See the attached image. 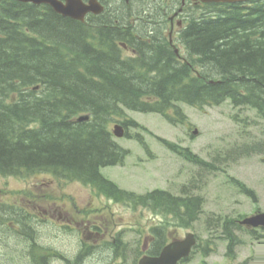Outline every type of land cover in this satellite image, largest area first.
I'll return each instance as SVG.
<instances>
[{
    "label": "trees",
    "instance_id": "obj_1",
    "mask_svg": "<svg viewBox=\"0 0 264 264\" xmlns=\"http://www.w3.org/2000/svg\"><path fill=\"white\" fill-rule=\"evenodd\" d=\"M139 25L144 31L133 46L129 25L115 14L99 23L100 31L89 32L48 7L0 1V177L49 173L115 191L99 169L125 156L107 129L121 106L180 123L184 116L177 103L203 107L229 100L264 119V0L189 17L179 36L188 57L183 62L161 25ZM124 43L135 50L133 58L122 54ZM82 114L90 119L77 122ZM125 200L170 215L183 226L201 213L199 198L163 191L125 193ZM32 216L0 203V227H19L22 240L33 241ZM231 223L222 224L226 233ZM153 233L157 248L163 246V230ZM40 249L34 240L19 264H48L51 254ZM80 252L71 259L58 257L79 264Z\"/></svg>",
    "mask_w": 264,
    "mask_h": 264
},
{
    "label": "rangeland",
    "instance_id": "obj_2",
    "mask_svg": "<svg viewBox=\"0 0 264 264\" xmlns=\"http://www.w3.org/2000/svg\"><path fill=\"white\" fill-rule=\"evenodd\" d=\"M201 11L195 10L197 14ZM155 15H163V10L158 9ZM181 19L174 20L172 37L182 60L186 54L176 27ZM164 33L169 35V31ZM124 52V56H131L129 50ZM178 107L184 117L182 123L172 125L158 114L126 110L127 119L138 127H128L129 136L115 142L129 154L121 165L103 168L101 173L139 195L154 190L179 195L178 190L186 186L187 196H197L203 203V213L190 227H182L169 215L133 208L90 186L49 173L0 177V202L30 211L35 219L33 236L53 253H64L71 259L83 243L84 253L90 252L79 264H137L142 248L150 250L154 244L150 230L160 226L167 241L182 239L188 232L197 237L196 253L183 264H264V238L256 239L258 234L250 236L233 225L227 233L222 229L224 221L234 224L264 212V153L244 154L246 146L264 143V120L252 110H236L229 101L218 106ZM236 113L247 122L235 124L232 116ZM113 121L111 131L123 119ZM193 131L197 134L192 135ZM136 139L144 143L145 150ZM162 140L177 145H166ZM231 144H237L234 153L227 152ZM11 230L0 227V264H19L27 245L18 235L19 227ZM118 234L120 242L115 240ZM48 264L67 263L51 259Z\"/></svg>",
    "mask_w": 264,
    "mask_h": 264
},
{
    "label": "water",
    "instance_id": "obj_3",
    "mask_svg": "<svg viewBox=\"0 0 264 264\" xmlns=\"http://www.w3.org/2000/svg\"><path fill=\"white\" fill-rule=\"evenodd\" d=\"M20 2H31L34 4L45 3L51 6L55 13L62 15L63 17H69L74 20L83 21L84 15L88 11L94 13L101 12V8L96 9L95 5L90 2V6L84 7V4L80 0H66V5L58 2L57 0H18ZM202 2H238L246 0H200ZM86 118H80L83 120ZM115 135L120 137L121 134L115 131ZM247 227H264V214H258L247 218L241 222ZM195 240L192 234H187L184 240L174 241L171 244L165 246L160 255L157 257H144L140 259L138 264H176L180 259L186 258L192 246H194Z\"/></svg>",
    "mask_w": 264,
    "mask_h": 264
},
{
    "label": "flooded vegetation",
    "instance_id": "obj_4",
    "mask_svg": "<svg viewBox=\"0 0 264 264\" xmlns=\"http://www.w3.org/2000/svg\"><path fill=\"white\" fill-rule=\"evenodd\" d=\"M89 1L90 0H83V2H84V5H87L88 3H89ZM99 3H101L102 5H108L110 8L112 7V3H115L117 0H115V1H111V0H97ZM180 2H181V8H179V11L178 12H180L179 14H181V11H182V9H183V7L185 6L184 5V2H183V0H180ZM119 3V1L117 2V4ZM116 4V5H117ZM125 4H128V5H126V6H129L130 5V0H125ZM127 9L128 8H126L125 6H123V7H120V11L117 13V15H120V14H125L126 12H127ZM113 10H115V8H113ZM98 18H99V16H96V15H93L92 13H88L86 16H85V21H84V24H86L88 21H98ZM173 19L171 18L170 19V25L172 26L173 25ZM180 25V23L178 22L177 23V26H179ZM95 27H97V26H95V25H91V29H94Z\"/></svg>",
    "mask_w": 264,
    "mask_h": 264
},
{
    "label": "bare ground",
    "instance_id": "obj_5",
    "mask_svg": "<svg viewBox=\"0 0 264 264\" xmlns=\"http://www.w3.org/2000/svg\"><path fill=\"white\" fill-rule=\"evenodd\" d=\"M214 19V18H213ZM153 45V44H152ZM155 50V49H154ZM157 53V52H156ZM140 93V92H139Z\"/></svg>",
    "mask_w": 264,
    "mask_h": 264
}]
</instances>
